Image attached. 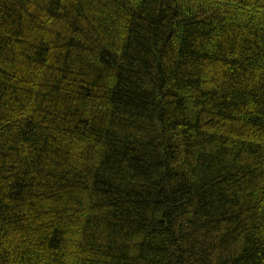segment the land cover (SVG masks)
<instances>
[{
	"label": "trees",
	"instance_id": "1",
	"mask_svg": "<svg viewBox=\"0 0 264 264\" xmlns=\"http://www.w3.org/2000/svg\"><path fill=\"white\" fill-rule=\"evenodd\" d=\"M0 264H264V0H0Z\"/></svg>",
	"mask_w": 264,
	"mask_h": 264
}]
</instances>
